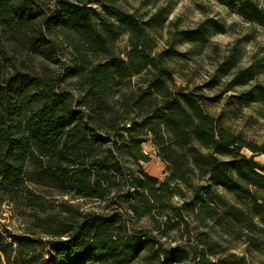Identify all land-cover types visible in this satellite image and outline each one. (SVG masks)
Masks as SVG:
<instances>
[{
    "label": "trees",
    "instance_id": "16d2710c",
    "mask_svg": "<svg viewBox=\"0 0 264 264\" xmlns=\"http://www.w3.org/2000/svg\"><path fill=\"white\" fill-rule=\"evenodd\" d=\"M116 16L124 56L119 27L87 3L0 0V201L28 229L0 227V263L264 264V166L207 112L221 86L248 87L232 112L264 107V64L179 84L185 54L156 50L163 20ZM182 35L203 41L208 26ZM149 140L164 179L142 165ZM50 190L86 203L52 209Z\"/></svg>",
    "mask_w": 264,
    "mask_h": 264
},
{
    "label": "rangeland",
    "instance_id": "374dc122",
    "mask_svg": "<svg viewBox=\"0 0 264 264\" xmlns=\"http://www.w3.org/2000/svg\"><path fill=\"white\" fill-rule=\"evenodd\" d=\"M51 6L56 0H48ZM84 2L95 8L105 17L107 23L114 22L121 33L116 42V50L122 56L130 48L129 34L122 27L116 13L131 14L138 21L156 17L163 20L162 28L155 31L156 50L162 51L174 47L178 55L171 62L176 69L179 84H190L191 87L203 84L213 78L230 80L223 75L220 68L229 64L231 71H237L251 64H264V0H73ZM208 26L207 38L203 41H188L183 38V30ZM157 26V24H154ZM158 27V26H157ZM226 62L227 65H226ZM221 77H218L220 76ZM257 82L264 83V73L258 74ZM225 86L215 92H221L222 101L219 106L208 108L213 119L223 117L229 131L239 134L257 151L244 147L242 152L248 156L255 155V161L264 166V107L254 103L251 107H243L232 112L228 107L232 94H240L247 90L246 86H237L234 90L225 91ZM224 90V91H223ZM214 94L212 91H206ZM150 154V161L142 162L143 167L151 175L164 179L167 175L166 164L157 154L151 140L144 144ZM48 199L52 209L59 210L61 204L68 202L83 203V199H71L59 196L50 190ZM0 227L12 234L24 235L28 232L26 221L17 209L7 202L0 201ZM45 239V238H44ZM15 261L19 260L14 258ZM1 264V263H0ZM3 264H8L3 259ZM20 264V260H19Z\"/></svg>",
    "mask_w": 264,
    "mask_h": 264
}]
</instances>
